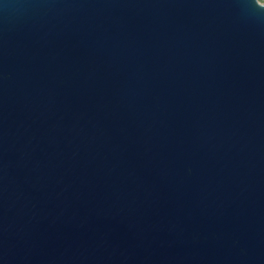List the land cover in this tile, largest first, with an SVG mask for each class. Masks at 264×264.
<instances>
[{"label": "water", "instance_id": "water-1", "mask_svg": "<svg viewBox=\"0 0 264 264\" xmlns=\"http://www.w3.org/2000/svg\"><path fill=\"white\" fill-rule=\"evenodd\" d=\"M0 264H264V3L0 0Z\"/></svg>", "mask_w": 264, "mask_h": 264}, {"label": "built area", "instance_id": "built-area-1", "mask_svg": "<svg viewBox=\"0 0 264 264\" xmlns=\"http://www.w3.org/2000/svg\"><path fill=\"white\" fill-rule=\"evenodd\" d=\"M259 3H264V0H257Z\"/></svg>", "mask_w": 264, "mask_h": 264}]
</instances>
